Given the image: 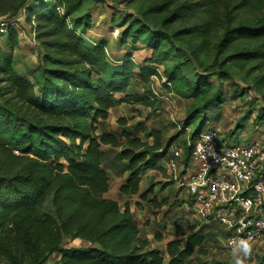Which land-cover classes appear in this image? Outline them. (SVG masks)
Listing matches in <instances>:
<instances>
[{
	"label": "trees",
	"instance_id": "trees-1",
	"mask_svg": "<svg viewBox=\"0 0 264 264\" xmlns=\"http://www.w3.org/2000/svg\"><path fill=\"white\" fill-rule=\"evenodd\" d=\"M85 1L0 0V18L22 10L27 22L34 20L44 51L35 68L17 71L12 51L18 34L14 25L7 27L10 52L0 46V264H46L53 254L59 258L50 264H195L193 256L206 253L210 226L220 230L218 239L226 235L216 223L201 222L162 251L140 237L127 202L121 209L104 197L110 185L103 167L107 147L118 150L110 160L115 175L127 174L120 197L166 205V198L157 202L152 195L153 185L140 191V182L146 170L162 168L175 138L164 142L160 130L141 122L128 126L121 119L118 133L105 124L121 104L155 111L156 95L131 86L138 81L146 88L152 77L163 76L167 94L190 101L176 135L192 127V140L227 101L222 84L232 80L229 70L249 66L246 74L261 72L256 83L264 84V0H141L146 18L168 12L163 25L177 28L167 33L129 17L119 35L129 52L114 63L105 42L85 37L91 18L77 16ZM175 39L184 42L190 57ZM139 47L149 54L136 62L131 52ZM201 56H212V64ZM241 91L234 88L232 99ZM255 122L264 124V108ZM189 153L185 146V160ZM169 184L174 183L163 186ZM77 239L87 247H66ZM154 240L161 241V234L154 233ZM254 264H264V252Z\"/></svg>",
	"mask_w": 264,
	"mask_h": 264
},
{
	"label": "rangeland",
	"instance_id": "rangeland-1",
	"mask_svg": "<svg viewBox=\"0 0 264 264\" xmlns=\"http://www.w3.org/2000/svg\"><path fill=\"white\" fill-rule=\"evenodd\" d=\"M146 6V4L141 3V0H86L84 8L77 16H90L91 26L88 27L85 37L91 41L105 42L109 60L114 63L122 59L125 54L129 52V47L127 45L121 46L119 44V35L128 24L129 17L142 20L152 29H162L167 33H172L177 28L176 24L168 23L163 25V21L168 12L148 16V18H146L144 16V9ZM33 21L34 20L27 22L22 10L16 17L9 19L0 18V26L3 24L5 32L9 25H14L17 30L18 44L13 49L12 56L16 70L21 73L39 65L44 52L36 38ZM122 24L125 25L121 26ZM174 44L177 45L181 51H184L185 57H190L189 51L185 48L184 42L181 39H175ZM0 46L5 52H10V44L7 41L6 33L0 37ZM148 54L149 51L139 47L138 50L131 52V57L136 62H140L143 58H146ZM200 59L206 65L212 64V56H201ZM176 60H181V57L176 58ZM173 63L174 61H170L169 64L172 65ZM192 64L197 68L194 61H192ZM248 67L249 66L244 70H229L233 76L232 80L222 84V88L227 94V101L221 108L208 115V119L204 123L200 134L205 133L207 130H217L231 143L237 141L247 142L249 140H263L264 124L257 125L255 117L257 116V112L261 111V108H264V84L259 85L256 83V79L261 72L257 71L249 75L246 74V69ZM213 70L214 69H211L210 73ZM162 71L163 69L159 67V74H162ZM163 81V76L161 80L152 77L150 82L146 85V88L138 81L133 82L131 91L142 93L144 89H149L156 95L158 99V104L155 107L156 110L153 111L140 104H121L110 111L105 129L108 131H117V133L120 132L121 126L119 121L121 119L126 120L128 126H133V124L141 122L149 129L160 130L164 142L168 139L175 138L174 144L170 147L171 150L173 148H184L187 140L194 134V128L189 127L184 133L179 135H176V132L179 131L178 128L184 121V114L190 101L180 99L172 94H167L162 85ZM211 81L214 83L217 82L214 76L211 77ZM234 88L237 91L239 90L241 94V90H245V93L239 98L232 99V90ZM174 125L177 126L174 127ZM149 141H151V139H149ZM103 150L109 153L103 162V167L110 176L109 190L104 197L117 201L121 206L125 201L130 204L136 224L138 227L142 225L145 227L146 235L149 236L152 241V246L163 251L166 240L178 238L180 236L183 237L202 224L196 221L190 214L183 213L179 209L180 205H172L173 203L176 204L175 197L178 199V194L181 196L182 194L177 188H171L172 184L167 186L162 185L168 182L165 163L163 162L160 163L162 168H156V172L150 176L152 180H159L154 183L153 187V192L157 195V202H162L164 198L169 201L171 198V201L164 205L165 207L169 205L168 208H170L169 212H166L167 218L166 221L164 220V223L161 221L162 218H165L162 214L164 212L163 210H165L164 207L155 208L143 200L139 202V205L134 206L133 200H138V197H132L127 200L119 197L117 192V187L120 182L119 177L115 175L114 170L110 167V160L118 150H111L107 147H103ZM147 178L148 177L145 179ZM145 182L144 180L143 189L149 186L148 184L145 185ZM155 186L157 188L156 190ZM46 209L48 210L49 208L46 206ZM156 220H159V222L157 223ZM163 225L165 226L164 228ZM160 230L163 233L164 239L162 241H155L153 235L155 232H160ZM207 232V237L209 238H207L205 243L206 253L194 255L192 261L195 264H235L236 257L233 253H227L223 250L217 238L220 234V230L213 225L207 229ZM64 242H66V240ZM87 245V243L78 239L66 243L67 248H85ZM249 249L250 251L247 256L244 255V252L236 253L243 261V264L255 263L257 257L264 252V240L254 244ZM58 258V254H53L46 264H50Z\"/></svg>",
	"mask_w": 264,
	"mask_h": 264
},
{
	"label": "built area",
	"instance_id": "built-area-1",
	"mask_svg": "<svg viewBox=\"0 0 264 264\" xmlns=\"http://www.w3.org/2000/svg\"><path fill=\"white\" fill-rule=\"evenodd\" d=\"M199 134L187 140L186 160L184 148L170 150L167 181L180 190L185 213L222 228L223 250L241 253V241L251 248L264 240V138L231 143L217 130Z\"/></svg>",
	"mask_w": 264,
	"mask_h": 264
},
{
	"label": "crops",
	"instance_id": "crops-1",
	"mask_svg": "<svg viewBox=\"0 0 264 264\" xmlns=\"http://www.w3.org/2000/svg\"><path fill=\"white\" fill-rule=\"evenodd\" d=\"M170 95V94H169ZM116 108V107H115ZM114 109V108H113ZM156 170L157 169H152V170H146L144 173H143V175H142V178H141V182H140V191H143V190H145L146 188H144L143 189V185H144V180L146 181L145 182V185H153V187H154V183L155 182H157V181H159V180H152V178H151V176L150 175H153L155 172H156ZM126 173H124V174H122V175H116L117 177H119V184H118V189H119V186L121 185V183L124 181V179L126 178ZM146 177H148L147 179H145ZM152 181V182H151ZM162 185H164V183L162 184ZM148 186V187H149ZM161 186V185H160ZM159 187V186H158ZM162 187V186H161ZM171 188H174V189H176L177 187L175 186V184H172L171 185ZM157 188H156V186H155V190H156ZM117 192H118V195H119V191L117 190ZM108 193V192H107ZM107 193H105L104 194V196L107 194ZM153 195H155V196H157L156 194H154V192H153ZM177 196V195H176ZM119 197H120V195H119ZM132 197H138L137 195H135V196H132ZM132 197H129V198H123L124 200H127V199H130V198H132ZM174 197V196H173ZM122 198V197H121ZM169 201H171V198L169 199ZM169 201H167V204L169 203ZM182 197H181V195H179L178 194V199L175 197V202H176V204H172L173 206L174 205H177V206H179L180 205V210L183 212V213H185L184 212V210L182 209V206H183V203H182ZM125 202H127V201H125ZM125 202L123 203V205L121 206L119 203V206H120V208L122 209L123 208V206H124V204H125ZM139 202H141V199H139L138 198V200H133V205L134 206H136V205H139ZM128 203V202H127ZM138 203V204H137ZM128 205H129V209H130V212H131V214H132V216H133V210H132V208L130 207V204L128 203ZM168 206L169 205H167L166 207L164 206V205H161V207L160 208H165V210H163L164 212L162 213L163 214V216H165V218H162L161 219V221L164 223V220L166 221V218H167V216H166V212H169V210H170V208H168ZM133 219H134V222H135V218H134V216H133ZM157 221V223L159 222V220H156ZM196 221H199V222H204V221H201V220H196ZM167 223H169V222H167ZM135 224H136V222H135ZM136 226H137V228L139 229V235H140V237L141 238H143V239H147L150 243H152V241L150 240V238H149V236H147L146 235V231H145V227L142 225L141 227H138V225L136 224ZM162 227V226H161ZM165 226L163 225V228H164ZM156 233V232H155ZM158 233H160L161 234V236H162V240L164 239V236H163V233L161 232V230H160V232L158 231ZM153 237H154V235H153ZM184 237V236H183ZM183 237H178V238H183ZM173 239H177V238H171V239H168V240H166V242L164 243V248H165V245L169 242V241H171V240H173ZM161 240V241H162ZM219 242H220V240H219ZM152 246V245H151ZM152 247H154V246H152ZM156 248V247H155Z\"/></svg>",
	"mask_w": 264,
	"mask_h": 264
},
{
	"label": "clouds",
	"instance_id": "clouds-1",
	"mask_svg": "<svg viewBox=\"0 0 264 264\" xmlns=\"http://www.w3.org/2000/svg\"><path fill=\"white\" fill-rule=\"evenodd\" d=\"M241 247L243 248V252L244 255L247 256L250 249L249 247L246 245V243L244 241H241ZM233 255L236 257L235 260V264H243V261L241 260V258L236 254V251L234 250Z\"/></svg>",
	"mask_w": 264,
	"mask_h": 264
}]
</instances>
